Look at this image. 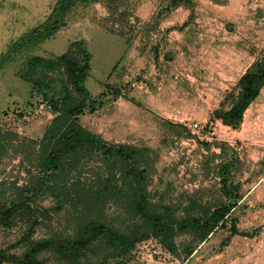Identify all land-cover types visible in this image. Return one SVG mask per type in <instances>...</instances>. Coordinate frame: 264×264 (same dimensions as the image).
Returning <instances> with one entry per match:
<instances>
[{
	"label": "rangeland",
	"instance_id": "obj_1",
	"mask_svg": "<svg viewBox=\"0 0 264 264\" xmlns=\"http://www.w3.org/2000/svg\"><path fill=\"white\" fill-rule=\"evenodd\" d=\"M56 2L0 0V203L16 198L15 184L29 182L28 171L37 169L38 144L55 117L54 112L35 115L46 100L18 72L28 57H57L79 42L92 56L86 86L96 100L95 111L88 109L80 122L109 143L154 152L148 181L153 203L185 205L186 196L195 194L204 201L218 199L221 144L228 147V158L241 164L235 177L243 198L231 219L254 237L235 236L224 244L229 233L220 229L188 258L181 248V257H175L152 238L124 264H264V88L238 128L215 118V111L230 106L226 98L237 91L240 77L263 55L264 0H193L192 6L167 14L162 13L166 0H127L131 17L123 27L113 25L104 4L92 3L76 8L51 39L12 50L49 17ZM194 123L202 126L199 135L191 133ZM94 168L86 167L88 178ZM56 203L50 196L39 204ZM124 204L108 205L104 217H127ZM78 216L66 206L34 238L67 237ZM24 234L21 223L0 230V251L21 254ZM105 250L103 244L95 246L89 262L101 264ZM41 257L48 264H66L53 253ZM106 264L120 261L109 258Z\"/></svg>",
	"mask_w": 264,
	"mask_h": 264
},
{
	"label": "trees",
	"instance_id": "obj_2",
	"mask_svg": "<svg viewBox=\"0 0 264 264\" xmlns=\"http://www.w3.org/2000/svg\"><path fill=\"white\" fill-rule=\"evenodd\" d=\"M92 3L107 7L114 26L128 24L131 11L127 0H57L49 17L28 38L23 37L21 43L16 41L12 50L21 49L26 43L29 47L38 46L51 39L67 25L76 8ZM192 5L193 0H166L162 13ZM91 59L82 44L74 42L57 57H28L25 68L18 72L21 80L41 91L55 117L38 144L37 169L28 171L29 182L21 187L15 184L16 198L0 203V230L20 223L25 228L21 242L25 250L21 254L0 251V264H48L41 257L45 253H53L66 264H94L89 262V255L99 244L106 247L101 264L109 258L124 264L140 243L152 238L175 257H181V248L184 258H188L220 229L229 233L224 244L235 236L254 237V233L239 230L231 219L243 198L235 177L241 164L239 158H228L226 145H220V162L216 166L220 178L218 199L204 201L195 194L186 196L185 205L152 202L148 181L154 170V152L150 148L109 143L80 122L88 109H96V100L86 86ZM3 66L2 61L0 72ZM54 73L61 78H50ZM263 88L264 52L240 77L237 91L226 98L230 106L215 111V118L238 128ZM87 166L94 168V176L90 175L93 178L86 176ZM50 196L57 200L56 205L41 207L40 200ZM118 203H125L127 217L118 214L106 219L107 206ZM66 206L79 215L73 232L67 237L35 239L39 227ZM179 239L183 240L181 245L177 243Z\"/></svg>",
	"mask_w": 264,
	"mask_h": 264
},
{
	"label": "built area",
	"instance_id": "obj_3",
	"mask_svg": "<svg viewBox=\"0 0 264 264\" xmlns=\"http://www.w3.org/2000/svg\"><path fill=\"white\" fill-rule=\"evenodd\" d=\"M51 112H52V107L46 102V103H42L41 105H39L36 108L35 115H45V114L51 113ZM223 126H224V123H223ZM190 129H191V133L193 135H199V133L202 129V126H200L199 123H194V124L190 125Z\"/></svg>",
	"mask_w": 264,
	"mask_h": 264
}]
</instances>
